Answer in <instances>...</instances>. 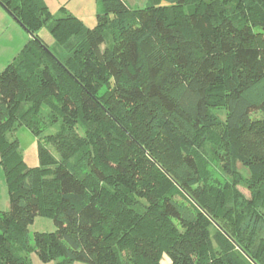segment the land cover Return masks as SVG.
<instances>
[{
	"label": "trees",
	"instance_id": "trees-1",
	"mask_svg": "<svg viewBox=\"0 0 264 264\" xmlns=\"http://www.w3.org/2000/svg\"><path fill=\"white\" fill-rule=\"evenodd\" d=\"M98 1L88 28L0 0L30 36L0 72V264H264V0Z\"/></svg>",
	"mask_w": 264,
	"mask_h": 264
},
{
	"label": "rangeland",
	"instance_id": "rangeland-1",
	"mask_svg": "<svg viewBox=\"0 0 264 264\" xmlns=\"http://www.w3.org/2000/svg\"><path fill=\"white\" fill-rule=\"evenodd\" d=\"M124 1L132 8H141L147 4L148 0ZM42 2L48 7L50 13L54 17L76 16L80 18L84 26L88 28H92L96 25V15L102 12V6L98 0H42ZM1 12L6 17L5 21H0V23L2 22L0 26V67L1 62H3L1 61L3 55L6 58L8 57L7 55H9L11 57L10 59H13L22 45H24L30 37L27 31H25L24 28L2 6ZM40 35L51 51L57 53L60 57L66 56V49L64 50L62 47L56 45L46 28L41 30ZM110 39L111 37L107 35L100 50H104L107 44L112 43L110 42ZM44 111L46 112L47 110ZM57 129L58 125L51 127L46 131V134L54 133ZM12 135L13 133L11 136ZM13 136L19 141V148L26 164L32 167L37 166L39 163L35 136L24 126L18 127L14 131ZM47 148L55 157H60L54 146L49 144L47 145ZM200 153L203 154L206 159L211 158L212 149H210V145L201 149ZM237 168L242 169L240 163H237ZM244 174H246V172H244ZM238 188L246 197L249 196V192L244 186L239 185ZM28 229L30 235H32L35 232H53L55 231V226L50 217L38 215L33 218ZM209 231L212 235L215 232L214 227H209ZM28 258L31 264H59V259L42 260L35 252L29 253ZM71 264L86 263L74 261Z\"/></svg>",
	"mask_w": 264,
	"mask_h": 264
},
{
	"label": "crops",
	"instance_id": "crops-1",
	"mask_svg": "<svg viewBox=\"0 0 264 264\" xmlns=\"http://www.w3.org/2000/svg\"><path fill=\"white\" fill-rule=\"evenodd\" d=\"M5 17L6 16H4L1 12V6H0V21H5ZM1 23H0V26H1ZM7 56L8 57L6 58L3 55V59L1 60L3 62H1L0 72L7 65L9 60L10 61L12 60V59H10L11 57L9 55H7ZM8 206H9V199H8L7 187H6V183H5L4 173H3V170H2V167L0 164V210H6L8 208Z\"/></svg>",
	"mask_w": 264,
	"mask_h": 264
}]
</instances>
